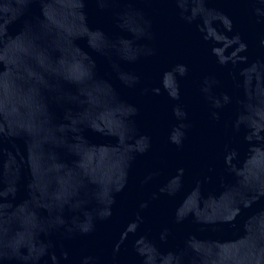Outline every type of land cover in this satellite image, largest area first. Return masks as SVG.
<instances>
[{
    "label": "water",
    "instance_id": "obj_1",
    "mask_svg": "<svg viewBox=\"0 0 264 264\" xmlns=\"http://www.w3.org/2000/svg\"><path fill=\"white\" fill-rule=\"evenodd\" d=\"M0 264H264V0H0Z\"/></svg>",
    "mask_w": 264,
    "mask_h": 264
}]
</instances>
